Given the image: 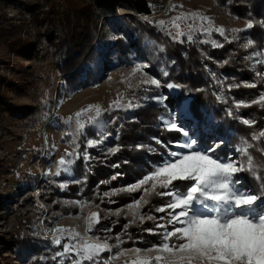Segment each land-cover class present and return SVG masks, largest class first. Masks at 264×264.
<instances>
[{
	"label": "rangeland",
	"instance_id": "rangeland-1",
	"mask_svg": "<svg viewBox=\"0 0 264 264\" xmlns=\"http://www.w3.org/2000/svg\"><path fill=\"white\" fill-rule=\"evenodd\" d=\"M69 4L93 11L98 51L91 79L73 88L59 70ZM151 9L106 17L92 0H0V264H264V44L252 37L264 21L215 0ZM130 17L196 51L212 98L206 127L194 95L167 104L182 91L168 76L175 59L147 27L117 21ZM147 109L168 143L130 141ZM226 120L260 130L239 135Z\"/></svg>",
	"mask_w": 264,
	"mask_h": 264
},
{
	"label": "trees",
	"instance_id": "trees-1",
	"mask_svg": "<svg viewBox=\"0 0 264 264\" xmlns=\"http://www.w3.org/2000/svg\"><path fill=\"white\" fill-rule=\"evenodd\" d=\"M94 3V7L96 10L100 12L103 16H114L117 15L119 7H125V9L130 10L131 15H136V13L140 16H150L152 13L151 4L157 3L160 0H92ZM166 1V0H162ZM216 2L223 4L227 3L229 6V9L239 16L240 12H244V10L251 14V16H254V19H259L264 21V0H215ZM93 11L90 10L88 7H76L75 5L68 6V13L66 14L63 21H58L59 23L63 22L64 27H68L73 32H71V44L68 47V52L64 55L63 59L60 62L59 70L62 73L61 78V84H63V87H69L73 88L79 83V80H83L84 83L91 79L92 77V70L90 68V63L95 64L96 59L95 55L98 53L96 51V48L94 46L96 45V42H94V37L96 36V25L93 22ZM125 15V14H124ZM72 17H77L81 20L79 25L76 24V21H72ZM76 18V20H77ZM117 21H120L121 24L124 26H128L129 28H134L135 30L142 29L140 27H147V31L150 33V37L155 39L158 43H161L164 45L165 52L168 54L170 58H174L176 65H177V71L175 69H170L168 72L169 80L173 81L175 84L178 85V87L182 90L181 96L176 99L167 98V104H169L171 107L177 106L180 99L183 97H187V95H194L195 99L190 104V110L191 113L197 117L200 120V126L203 129L204 126L206 127L205 118H202L201 112L203 111L209 112L210 108L212 107V98L211 94L205 90L202 91L201 86H203V77L201 74V70L199 68V56L196 53L195 50L190 49L189 47H186L185 49H181L178 45H172L169 44V42L163 40L162 36L159 34H155L150 30L148 27L149 24L142 23L140 20L135 19L133 17L130 18H120L117 19ZM140 26V27H139ZM151 28V27H150ZM143 30V29H142ZM262 33L264 35V32L261 28H256L255 31L252 32V37H254L257 41L256 43H259V45L264 44L262 40L260 39V35L262 36ZM131 34V33H130ZM259 35V36H258ZM127 36H129V31L127 30ZM254 39V41H255ZM20 41H14L12 43V48H18ZM118 47L123 50H129L126 45V42L122 39H118ZM131 50V49H130ZM185 50V56L181 55V52ZM121 51V52H122ZM89 66V68H87ZM82 71H84V77H82ZM2 82H0L1 84ZM61 89V88H60ZM61 91V90H60ZM253 91H247L245 90L244 96L248 101H251L253 99ZM1 102V101H0ZM256 105L253 107L255 108ZM151 110L147 109L148 114H144L143 116H139V123H135L132 125L133 128L130 130V141L134 144L138 139V143H141L143 136L146 137V135H152L159 137L164 143H168V138H166L169 134L165 131L161 130L160 128H156L154 125L155 119L150 114ZM157 113L161 114V109H157ZM212 113L215 117L217 114H215V111ZM245 113V112H244ZM203 116L204 113H202ZM251 116L254 117V113L251 114ZM225 121V120H224ZM222 121V122H224ZM228 123V126L233 127L236 131V133L239 135L249 134L250 131H259L257 127H250L245 128L241 123L238 121H230L226 120V125ZM223 124V123H222ZM224 126L223 128H228V126ZM151 126L154 130L151 129ZM208 127V126H207ZM256 128V129H254ZM222 130V129H221ZM219 129H216L214 133L212 134H218L217 136L221 138H225L228 140V137H225V133ZM236 134V135H237ZM260 139V138H259ZM259 139L256 138H249L250 144L252 145V149L258 147ZM232 142L236 141L235 138L231 137ZM221 142V141H220ZM264 143V140H263ZM124 146V145H123ZM124 148H126L124 146ZM160 148V147H159ZM138 163H140V160H138ZM257 164L259 166L263 165L262 161H258ZM140 168L143 166V164H139ZM138 165V166H139ZM137 166V165H136ZM136 166H132L131 169H126L127 166L124 168V172L128 176L129 173H134L136 170ZM98 174H101V178L106 177V172L100 168L98 170ZM260 174L263 176L262 180L260 182H264V165L263 169L260 170ZM247 181L250 186V178L249 175L246 174ZM128 180V178H127ZM93 182V180L91 181ZM121 195L120 200L121 203H125V197L122 198Z\"/></svg>",
	"mask_w": 264,
	"mask_h": 264
},
{
	"label": "bare ground",
	"instance_id": "bare-ground-1",
	"mask_svg": "<svg viewBox=\"0 0 264 264\" xmlns=\"http://www.w3.org/2000/svg\"><path fill=\"white\" fill-rule=\"evenodd\" d=\"M169 91L172 93V94H174L175 95V89L173 88V87H169ZM188 104V103H187ZM186 104H185V106H184V108H186ZM187 112V111H186ZM186 119H190V117L189 118H186Z\"/></svg>",
	"mask_w": 264,
	"mask_h": 264
}]
</instances>
